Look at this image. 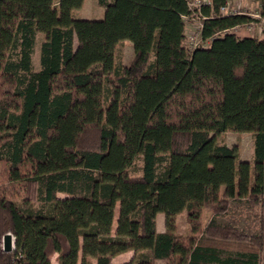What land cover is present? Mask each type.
<instances>
[{
	"label": "trees",
	"instance_id": "16d2710c",
	"mask_svg": "<svg viewBox=\"0 0 264 264\" xmlns=\"http://www.w3.org/2000/svg\"><path fill=\"white\" fill-rule=\"evenodd\" d=\"M84 1L0 0V264H116L126 251L120 264H261L258 234L202 222L264 197V39L230 31L253 18L222 13L233 0H98L103 18L74 17ZM193 13L204 44L191 47ZM228 130L253 133L252 162L218 142Z\"/></svg>",
	"mask_w": 264,
	"mask_h": 264
},
{
	"label": "rangeland",
	"instance_id": "374dc122",
	"mask_svg": "<svg viewBox=\"0 0 264 264\" xmlns=\"http://www.w3.org/2000/svg\"><path fill=\"white\" fill-rule=\"evenodd\" d=\"M199 1L192 0L191 7L197 8ZM230 7L233 11L238 13L248 14L252 21L239 25L233 28L232 32H235L238 36L244 37L249 35L261 36L264 33V16L261 15V5L256 0H234L230 2ZM105 8L100 6L98 0H85L83 5L74 10V17L87 18V19H101L104 16ZM258 15V16H257ZM203 18L193 13L188 17L186 21V44L188 46H195L196 44H204L201 41L200 30L202 26ZM43 39V34L38 35L37 41L32 54L34 67H39V46L40 41ZM206 44V43H205ZM133 45L130 40L122 41L117 48V60L124 64H129L133 57ZM219 143H224L229 146L238 147V159L253 161V133L250 131H225L217 135ZM142 160L138 158L134 167L131 168L133 175L141 174ZM63 196L62 193H59ZM215 217L220 225L232 226V232L230 238L236 240L239 239L240 233L246 235H259L258 241L263 242L261 248V264H264V197L262 201L258 203H251L247 200H235L231 199L228 207L225 211L214 215L210 208L204 210L202 216V222L205 224L211 218ZM117 220V213H116ZM162 220V219H161ZM177 232L182 235L190 234V228L186 221L185 212H182L176 217ZM116 223V222H115ZM115 227V225H114ZM261 234V235H260ZM219 236H221L219 234ZM233 241V240H232ZM234 242V241H233ZM241 244V243H240ZM51 264H58L57 255L53 254L51 258ZM154 264H167L165 260H156Z\"/></svg>",
	"mask_w": 264,
	"mask_h": 264
},
{
	"label": "crops",
	"instance_id": "0c3cea01",
	"mask_svg": "<svg viewBox=\"0 0 264 264\" xmlns=\"http://www.w3.org/2000/svg\"><path fill=\"white\" fill-rule=\"evenodd\" d=\"M201 17L204 18L203 16H201ZM249 36H251V35H249ZM252 36H254V35H252ZM254 37H257L259 39H264V33L261 36H254ZM207 44H208V42H206V45ZM115 226H116V223H115ZM157 230L158 231H164L165 230V215L163 213H159L157 215ZM55 254L57 255V253H55ZM133 256H134V251H126V252L120 253L113 258V263H116V264L124 263L126 261L131 260L133 258ZM94 264H96L95 261H94Z\"/></svg>",
	"mask_w": 264,
	"mask_h": 264
},
{
	"label": "water",
	"instance_id": "95a60500",
	"mask_svg": "<svg viewBox=\"0 0 264 264\" xmlns=\"http://www.w3.org/2000/svg\"><path fill=\"white\" fill-rule=\"evenodd\" d=\"M3 247L5 251H11L13 249V236L11 233H7L4 235Z\"/></svg>",
	"mask_w": 264,
	"mask_h": 264
},
{
	"label": "built area",
	"instance_id": "2783aa9c",
	"mask_svg": "<svg viewBox=\"0 0 264 264\" xmlns=\"http://www.w3.org/2000/svg\"><path fill=\"white\" fill-rule=\"evenodd\" d=\"M210 1L209 0H203V1H199V4L197 5L200 6V4L202 3H209ZM221 12L224 13V14H233V13H238L237 11H233L230 7V3L227 4L226 6H222L221 7ZM258 16V15H257ZM263 23H264V19H263Z\"/></svg>",
	"mask_w": 264,
	"mask_h": 264
}]
</instances>
